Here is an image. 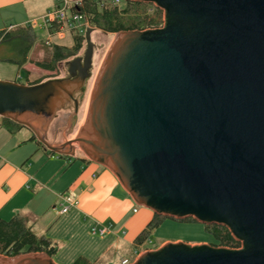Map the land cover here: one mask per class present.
I'll return each mask as SVG.
<instances>
[{"label": "water", "instance_id": "water-1", "mask_svg": "<svg viewBox=\"0 0 264 264\" xmlns=\"http://www.w3.org/2000/svg\"><path fill=\"white\" fill-rule=\"evenodd\" d=\"M163 11L161 27L117 32L93 77V28L66 74L0 80V116L57 155L111 170L135 204L225 226L239 248L167 242L131 264H264V0H126ZM71 110L52 143L48 129ZM69 132L74 139L69 140ZM0 264H56L47 253Z\"/></svg>", "mask_w": 264, "mask_h": 264}, {"label": "crops", "instance_id": "crops-1", "mask_svg": "<svg viewBox=\"0 0 264 264\" xmlns=\"http://www.w3.org/2000/svg\"><path fill=\"white\" fill-rule=\"evenodd\" d=\"M54 4L55 0H0V30H16L28 21L40 18ZM5 20L12 22L5 27L3 22ZM10 26L13 28L8 29ZM36 29L43 31L45 35L42 27ZM52 44L57 43L54 41ZM31 49L26 62L19 67L11 61L13 50L9 52L0 44V63L4 68H7L5 66H9L7 65L9 63L13 66L12 75L7 78L9 81L22 78V71L29 72L27 68L29 62L35 64L36 61L42 60L43 54L35 53L36 57L33 58L35 54L30 55ZM47 76L43 74L32 80L29 72L27 80H45ZM24 79L26 82L25 76ZM1 122L0 116V219L21 217L30 227L35 228L38 225L34 229V233L38 236H42L40 233L43 232V228H47V225L55 221L54 219L53 222L51 220L46 222L47 217L59 218L55 224L78 223L85 241L77 246L76 254L67 262H57L58 264H73L78 257L85 259L87 264H121L122 259H128L131 263L142 252L154 249L147 244L134 243L135 237L144 229L154 213L149 209L136 216L137 204L111 170L80 155L81 163L78 165L80 173L75 181L71 180L66 177V173L76 152L74 156L50 154L32 139L34 134L28 128L9 132L1 126ZM50 133L49 126L48 137ZM56 158L60 164L58 169L52 168L53 164L49 163ZM58 172L63 174L58 179L62 183L57 188ZM73 186H75L72 190L74 196L71 197L75 201L74 206L66 213H61L63 204L61 196ZM44 218L46 219L41 224L36 223ZM98 224L109 227L110 231L103 236L92 235L91 227ZM124 230L128 231L127 235Z\"/></svg>", "mask_w": 264, "mask_h": 264}, {"label": "trees", "instance_id": "trees-1", "mask_svg": "<svg viewBox=\"0 0 264 264\" xmlns=\"http://www.w3.org/2000/svg\"><path fill=\"white\" fill-rule=\"evenodd\" d=\"M74 9L88 19L90 28L94 29L92 34L96 33V31L109 35L124 30L154 29L161 27L163 24V11L150 3L122 0L120 4H115L113 0H82ZM71 35L72 44L70 47L52 44L50 59L35 62L37 67L49 71L50 75L47 76V79L58 77L60 65L83 50L85 45L84 32L76 31ZM14 38L18 40L17 46L14 48L17 56L14 57L13 55L11 61L20 67L26 62L28 52L33 43V35L30 29L23 27H19L15 31L0 30V44ZM97 51L98 49L95 50V54ZM28 73L25 70L26 82L24 84H35L44 80L29 81L27 80ZM60 112L57 113V118L55 117L56 119L54 118L51 122L50 130L54 121L59 118ZM64 112L71 113V110ZM1 126L9 132L26 128L4 117H2ZM32 139L45 149L34 135H32ZM48 140L52 143L61 142V139L56 137V135L48 137ZM45 150L50 154H55L47 149ZM163 218L164 216L162 215L153 214L144 229L135 237L134 243L138 245L145 244L149 239L151 228L157 227ZM203 226L205 232L211 237V245L233 249L241 246L240 242L231 235L225 226L218 224ZM56 250V246L49 239L36 235L23 218L14 216L9 220L0 219V255L13 257L26 253L43 252L52 257ZM73 264H87V262L82 257H78Z\"/></svg>", "mask_w": 264, "mask_h": 264}, {"label": "rangeland", "instance_id": "rangeland-1", "mask_svg": "<svg viewBox=\"0 0 264 264\" xmlns=\"http://www.w3.org/2000/svg\"><path fill=\"white\" fill-rule=\"evenodd\" d=\"M33 20H36V19L30 20V21L26 22L24 24V26H22L23 28H28V29L29 28L31 29V27H32L31 33L33 35V40H32L33 45H32V49H31L32 52L30 55L32 56L33 54H35V53L37 54L39 52V53L43 54V56L41 57L42 60H49L51 57V54H52V47L45 44V42H44L45 35H44L43 31L36 29L37 26H34L33 23H29ZM3 22H5V27H7L12 21H6L5 20ZM13 31H15V30H13ZM114 35L115 34H109V35L103 34L99 31L98 32L96 31V33H93V37L97 41L96 45H99L101 47L98 49V51L94 55L93 77H92L91 81L89 82L86 99L84 100L83 104L79 108L76 122L72 126V131H78V129L84 123L85 116H86V110H87V104H88V95H89L90 87L92 85V81H93V79H94V77H95V75H96V73L100 67L103 56H104L108 46L110 45ZM54 41L57 44H61V45L70 47L72 44V35L66 34L64 36V38L55 39V40L53 39V42ZM17 43H18L17 38H14V39H10V40L2 42V46H4L5 49L10 52V51L14 50V48L17 46ZM36 50H37V52H36ZM13 52H14V57H16L17 56L16 51L14 50ZM80 53H82V51ZM36 54L33 55L32 57L35 58ZM63 64L64 63H62L59 67L60 68L59 69L60 72H58L59 76L66 74V70H65ZM7 65H9V66H5L7 68H4V66H2V64L0 63V80L9 81L7 78H9V76L12 75L13 66H11L12 64H10V63ZM8 67H11V68H8ZM27 68L29 69L30 76H31L32 80L38 78L39 76H41L43 74H44V76L50 75L49 71L43 70V69L37 67L32 62L28 63ZM24 73H25V71H22V78H19L17 80V82H21V83L25 82V79H24L25 74ZM59 115H60L59 118L57 120H55L53 125H52L51 133H50L51 137L54 135V133L52 131H54V130L58 131L59 130V132H60L62 130V128H63L67 118L69 117L70 113L61 111L59 113ZM60 139L62 142L65 141L64 138H60ZM70 139H74V135L71 132H69V140ZM74 147H75L76 156L74 158H72V164H71L72 166L70 165L68 167V172L66 173V175H67L66 177H69V179L75 181L76 176H78L80 173L78 165H80V163H81V156L78 153L76 143H74ZM57 159L58 158L49 162V163L53 164V165H51L52 168L58 169L60 167V164L57 162L58 161ZM61 174H63V173L58 172V178L56 180V187L57 188L60 187V185L62 183V182H60V180H58L59 177H61ZM69 188L70 189L63 192L64 195L68 194L70 196H74V193L72 192V190L75 188V186L69 187ZM135 209L138 210V212H136V216L141 215L143 213V211H149L148 208L140 206V205H136ZM10 218H8L7 220H9ZM45 219L46 218L40 219V220L36 221V223L41 224ZM54 219H55V221L53 222ZM190 219H192V218H185V219L177 220V219L164 217L163 220L161 221V223L157 227L151 228L150 234H149V239H148V241H150V243H148L147 246L150 248L157 249L164 243L178 242V241L189 243V244H200V243L210 244L212 242L211 237L209 234H207L205 232L203 224L198 222V221L190 220ZM32 220L33 219H31V221ZM49 220H51V222H53V223L49 226L47 225V228H43V232L40 233V235L49 239L56 246L57 250L52 255L53 261L56 264H58L57 262H67L71 256H74V254H76L77 246L81 245V243H83L85 241L83 232L80 230L81 227L76 222H72V223L60 222V223L55 224V222H57L59 220V218L58 219L57 218L50 219V217H47L46 222H48ZM148 221H149V219L147 221H145L144 226L146 225V223ZM33 222H35V221H33ZM36 226H38V225H36ZM36 226H35V228L31 227L33 232H34V229L37 228ZM123 232H125L126 235L128 234L127 230L126 231L124 230ZM76 240H78V241H76ZM74 246L76 248H74ZM154 249H151V250H154ZM131 259L132 258H130V260Z\"/></svg>", "mask_w": 264, "mask_h": 264}, {"label": "built area", "instance_id": "built-area-1", "mask_svg": "<svg viewBox=\"0 0 264 264\" xmlns=\"http://www.w3.org/2000/svg\"><path fill=\"white\" fill-rule=\"evenodd\" d=\"M82 0H55L54 6L44 13L39 19L33 20L34 26L42 27L45 31L44 42L51 46L54 38H63L66 34L73 32H84L86 28L90 27L88 19L76 11L74 7L79 5ZM122 0H113V3L120 4ZM30 25V24H29ZM31 26V25H30ZM13 28L10 26L9 29ZM32 28V27H31ZM63 202L61 213H66L70 207L74 206V199L69 195H62ZM135 211V209H134ZM110 231V228L98 224L91 227L92 235L103 236ZM150 243L147 240L145 244ZM132 263V262H131ZM128 259H122L121 264H131Z\"/></svg>", "mask_w": 264, "mask_h": 264}, {"label": "flooded vegetation", "instance_id": "flooded-vegetation-1", "mask_svg": "<svg viewBox=\"0 0 264 264\" xmlns=\"http://www.w3.org/2000/svg\"><path fill=\"white\" fill-rule=\"evenodd\" d=\"M58 116V115H57ZM57 116H56V118H57ZM55 118V119H56ZM53 133H55V134H58L59 133V130L57 131V130H54V131H52Z\"/></svg>", "mask_w": 264, "mask_h": 264}]
</instances>
